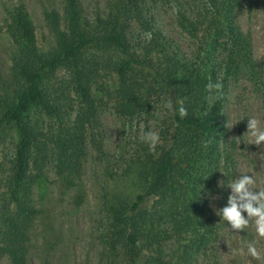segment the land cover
I'll list each match as a JSON object with an SVG mask.
<instances>
[{
  "label": "rangeland",
  "instance_id": "1",
  "mask_svg": "<svg viewBox=\"0 0 264 264\" xmlns=\"http://www.w3.org/2000/svg\"><path fill=\"white\" fill-rule=\"evenodd\" d=\"M78 2L81 23L90 27L106 15L112 0ZM19 4L33 24L39 48L51 39L43 13L55 9L64 19V0H0L3 73L9 67L11 50L6 29L8 11ZM143 8L150 30L130 24L125 36L131 53L153 61L149 45L154 37L178 61L194 64L210 82L223 85L220 91L213 90L222 103V127L212 136L198 176L189 186L194 217L191 230L177 236L172 228L169 209L177 191L156 192L147 198L142 205L146 211L144 228L158 235L166 260L171 259L173 264H264V238L258 237L255 221L237 232L216 214V209L227 205L231 194L227 186L239 176L252 175L257 181L255 187L264 188V144H253L254 138L247 132L249 118H256L264 127V0H231L224 10L219 0H144ZM115 79L112 73H102L89 83L96 109L97 126L93 131L100 134L101 149L86 147L81 167V204L74 205L70 196L60 192L50 147L40 176L29 184L31 206L41 212L29 230L27 264H124L121 241L114 235L111 220V193L126 191L120 176L133 170L136 160L148 159L166 148L172 128L167 100L152 102L145 110L122 113ZM31 119L38 121L42 132L48 131L49 121L39 112L33 111ZM228 120L231 129L225 127ZM149 131L160 136L155 151H150L144 140ZM39 138L45 140V136ZM16 141V132L10 130L6 140L0 142V195L10 178ZM32 158L27 164L31 177L37 176ZM129 190L131 195L136 192L135 188ZM251 241L256 243L259 258L247 254V243ZM156 248L150 246L151 251ZM178 255L183 259L176 260ZM0 264H10L7 256L0 254Z\"/></svg>",
  "mask_w": 264,
  "mask_h": 264
},
{
  "label": "trees",
  "instance_id": "2",
  "mask_svg": "<svg viewBox=\"0 0 264 264\" xmlns=\"http://www.w3.org/2000/svg\"><path fill=\"white\" fill-rule=\"evenodd\" d=\"M143 1L112 0L103 18L84 27L78 0H64L63 25L57 10L43 13L51 37L44 48L37 45L25 7L19 4L8 11L11 50L6 73L0 70V142L10 130L16 132L17 141L10 178L0 195V254L10 264H27L29 230L41 212L31 206L28 187L40 176L49 147L60 192L76 206L83 201L81 167L86 147L101 149L100 134L93 131L96 109L89 83L102 73L114 74L115 94L124 114L161 100L172 104L170 144L157 155L136 160L134 169L119 178L126 191L112 192L109 199L124 264H173L166 260L158 235L144 228L142 205L153 193L177 191L174 208L169 209L172 228L177 236L191 230L189 186L198 176L212 136L222 127V103L213 90L209 92L210 80L194 64L178 61L154 37L149 45L153 61L131 53L125 36L130 24L150 30ZM230 1L219 0V4L224 10ZM181 104L188 111L183 119L176 111ZM33 111L46 117L48 131L42 132L38 121L31 119ZM44 136L41 142L39 137ZM29 157L37 176L28 173ZM129 188L136 192L131 195ZM152 245L157 247L153 251Z\"/></svg>",
  "mask_w": 264,
  "mask_h": 264
},
{
  "label": "clouds",
  "instance_id": "3",
  "mask_svg": "<svg viewBox=\"0 0 264 264\" xmlns=\"http://www.w3.org/2000/svg\"><path fill=\"white\" fill-rule=\"evenodd\" d=\"M223 85L220 82L213 84L209 82L207 89L211 93L212 90L220 91ZM166 107L171 108L169 102ZM181 119L188 116L187 109L181 104L176 109ZM230 121L225 124L228 129L232 128ZM249 133L254 138L252 143L259 146L264 144V127H261L260 121L256 118H249L247 123ZM145 142L148 143L150 151H155L157 144L160 141V136L156 132L149 131L144 136ZM256 179L252 175H241L234 179L227 187L231 189V194L228 196L227 205L223 208L216 209V214L221 217V220L230 224L234 231H244L252 220L255 221V229L258 237L264 238V188H257ZM244 213L247 214L245 217ZM243 251V250H240ZM233 255L236 252L232 253ZM247 254L256 259L259 258L255 241L247 243Z\"/></svg>",
  "mask_w": 264,
  "mask_h": 264
}]
</instances>
